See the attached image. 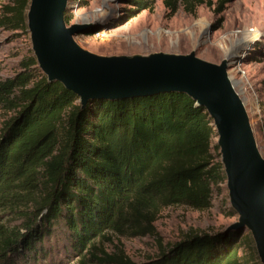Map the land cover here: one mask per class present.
Instances as JSON below:
<instances>
[{"label":"trees","instance_id":"1","mask_svg":"<svg viewBox=\"0 0 264 264\" xmlns=\"http://www.w3.org/2000/svg\"><path fill=\"white\" fill-rule=\"evenodd\" d=\"M202 3L212 0L194 4ZM26 4L9 0L1 23L25 29ZM25 62L23 70L0 80V264H54L48 256L54 249L45 244L53 242L55 229L66 238L64 254L70 251L86 264V252L109 230L152 233L163 207L211 206L213 188L223 183L215 131L190 97L172 92L100 99L79 109L72 92L35 77L33 57ZM5 108L14 113L1 119ZM241 233L188 232L143 262L105 252L91 253L88 260L259 264L248 233ZM241 244L246 251H239Z\"/></svg>","mask_w":264,"mask_h":264},{"label":"rangeland","instance_id":"2","mask_svg":"<svg viewBox=\"0 0 264 264\" xmlns=\"http://www.w3.org/2000/svg\"><path fill=\"white\" fill-rule=\"evenodd\" d=\"M146 1V5L138 6L133 0H81L80 3L70 0L66 12L71 14V22L82 16L93 21L88 30L76 35V40L98 53L157 50L184 53L194 48L199 57L219 62L224 53L232 50L229 73L237 82L236 88L245 101L258 146L264 154V0H212L211 5L194 4L197 0H175L173 9V0ZM186 1L191 2V11ZM6 4L9 5V0H0V19L6 14ZM27 57H33L28 31L11 29L1 23L0 80L23 70ZM31 67L35 77L42 75L36 64ZM13 113V109H2L1 119ZM219 187L220 190L213 188L211 206L205 210L184 205L163 207L152 223V233L107 231L94 241L83 260L86 264H110L88 260L91 253L101 257L105 252L143 262L156 257L161 248L188 232L221 230L236 215H228L224 183ZM241 234L247 235V231ZM63 235L62 230L55 229L51 235L53 242L45 244L54 249L48 256L54 264H80L75 254L70 251L64 254L67 241ZM239 251H246V245L241 244Z\"/></svg>","mask_w":264,"mask_h":264},{"label":"water","instance_id":"3","mask_svg":"<svg viewBox=\"0 0 264 264\" xmlns=\"http://www.w3.org/2000/svg\"><path fill=\"white\" fill-rule=\"evenodd\" d=\"M70 0H27L25 29L35 64L47 83L77 97L79 109L93 100H123L183 93L205 109L215 131L229 210L236 219L222 231L246 230L259 264H264V154L245 101L229 73L234 53L219 62L188 52L104 54L82 46L76 35L93 21H66Z\"/></svg>","mask_w":264,"mask_h":264}]
</instances>
